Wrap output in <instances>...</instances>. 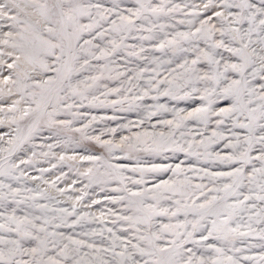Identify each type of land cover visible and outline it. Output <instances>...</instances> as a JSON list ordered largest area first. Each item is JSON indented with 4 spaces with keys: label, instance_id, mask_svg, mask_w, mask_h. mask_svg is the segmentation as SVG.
<instances>
[{
    "label": "snow or ice",
    "instance_id": "6c2138e0",
    "mask_svg": "<svg viewBox=\"0 0 264 264\" xmlns=\"http://www.w3.org/2000/svg\"><path fill=\"white\" fill-rule=\"evenodd\" d=\"M0 264H264V0H0Z\"/></svg>",
    "mask_w": 264,
    "mask_h": 264
},
{
    "label": "rangeland",
    "instance_id": "374dc122",
    "mask_svg": "<svg viewBox=\"0 0 264 264\" xmlns=\"http://www.w3.org/2000/svg\"><path fill=\"white\" fill-rule=\"evenodd\" d=\"M181 107H185L186 105L184 103L180 104ZM97 115H113V112L109 109V110H100L96 113ZM115 115L117 116H126L127 119H135L136 115L135 113H127V114H122V113H115ZM119 122H123V121H119ZM109 124L111 126H114L113 122H109ZM98 127H103V125H98ZM63 171H68L67 167H63ZM56 174H58V172H56ZM74 178V177H73Z\"/></svg>",
    "mask_w": 264,
    "mask_h": 264
}]
</instances>
